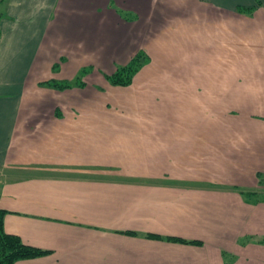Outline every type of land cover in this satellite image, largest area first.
Segmentation results:
<instances>
[{
	"label": "crops",
	"instance_id": "crops-1",
	"mask_svg": "<svg viewBox=\"0 0 264 264\" xmlns=\"http://www.w3.org/2000/svg\"><path fill=\"white\" fill-rule=\"evenodd\" d=\"M5 4L2 225L47 250L14 264H264V200L239 191L264 174V0ZM129 45L147 61L104 89L114 100L127 89L134 111L141 93L145 111L162 112L131 128L110 96L101 102L108 71L96 65L128 62ZM85 64L98 83L86 73L80 85L48 83Z\"/></svg>",
	"mask_w": 264,
	"mask_h": 264
},
{
	"label": "trees",
	"instance_id": "trees-1",
	"mask_svg": "<svg viewBox=\"0 0 264 264\" xmlns=\"http://www.w3.org/2000/svg\"><path fill=\"white\" fill-rule=\"evenodd\" d=\"M143 50H138L128 62L123 65H120L115 69L114 72L108 74L107 77L112 84H129L132 81V77L136 71L147 61L148 56L143 54ZM82 69L80 72L83 73ZM79 76V75H78ZM48 83L56 85L60 88L65 86L73 85V82H59L55 80H50ZM78 85L83 84V82H77ZM258 189L256 190H246L239 189L242 194L246 197L251 198V202H258L264 200V174H258ZM5 213L4 210L0 209V264H14V261L18 258L23 257H33L47 253V250L32 246L25 243L20 236L17 234L6 232L2 225V217ZM151 237H160L156 234H147ZM251 236L242 237V243L248 241ZM167 240L181 241V242H191L201 244V240L197 239H185L178 236H165Z\"/></svg>",
	"mask_w": 264,
	"mask_h": 264
},
{
	"label": "rangeland",
	"instance_id": "rangeland-1",
	"mask_svg": "<svg viewBox=\"0 0 264 264\" xmlns=\"http://www.w3.org/2000/svg\"><path fill=\"white\" fill-rule=\"evenodd\" d=\"M6 3V0H4V2L2 1V0H0V12L1 11H4L5 10V4ZM124 32L122 31V30H120V34H123ZM107 35V34H106ZM121 40H122V38H120V42H121ZM127 51H134L133 53L135 54L138 50H143V49H138V50H135L136 48H133V47H131L130 45L127 47ZM134 49V50H133ZM144 51V50H143ZM133 54V55H134ZM143 54L145 55V56H148L147 55V53L144 51L143 52ZM108 57V58H107ZM117 60L118 62H113L112 60ZM123 64H125L124 62H121L120 61V59L117 57V56H104V59H102V62L101 63H98L97 62V66L98 67H101L102 69H104V70H106V71H108V73H104L103 72V75H104V78L101 80V85H100V93L99 92H97L98 94H103L102 95V101L101 102H106V99L108 98V96H110L111 97V102L112 103H116V104H119L120 105V108L124 111L123 113H122V116H123V120H125V121H127V125H128V127L129 128H131V127H133L134 125H135V121H138V120H143V119H146V118H150V117H156V118H161L162 116H161V111H155L154 109H155V106L156 105H154V104H152V107H151V109H149L148 111H145L144 110V107H143V100H142V96H141V93H139V108H140V111H138V109L136 110V108H135V106H134V108H135V111L133 110V102H132V99H131V95L129 94V92H128V90L126 89H122V90H120V92L122 93V97H121V99H119V100H114L113 98H112V96H111V93H109V91L108 92H106V90L104 89V79L106 80V82L107 83H109V84H112L110 81H109V79H108V77H107V75L108 74H111L112 72H114L115 71V69L117 68V67H119L120 65H123ZM86 66L84 67H82L81 69H80V71L82 70V69H85V70H83V73H86L87 74V77H86V80H87V82L90 84L91 82H96V83H98V81H99V76L95 73L94 74V71H92L91 69H92V65L91 64H85ZM140 69V68H139ZM138 69V70H139ZM137 72V71H136ZM135 72V73H136ZM82 72H78L77 73V75H76V77H73V78H71L70 80H59V82H73L72 84H78L77 82H83V76L82 75H84ZM99 73V72H98ZM134 73V74H135ZM79 75V76H78ZM100 75H102L101 73H100ZM134 76V75H133ZM132 79H133V77H132ZM52 80H55V79H52ZM50 81V80H49ZM55 81H57V80H55ZM138 83H139V79L137 78V80H136V86H138ZM117 85H119V86H126V85H128V84H125V85H121V84H117ZM71 86V85H70ZM58 87V86H57ZM65 87H69V86H65ZM60 88V87H59ZM62 88H64V87H62ZM110 90H111V88H110ZM98 101V100H97ZM168 114L169 113H171V116H176L177 118H179V115L180 114H182V116L184 117L185 116V118H187V117H189V116H187L186 114V111H166ZM238 112H236V111H231V115H232V117L233 116H235V115H238L237 114ZM207 114H208V112L206 111V110H200L199 112H198V117L201 119H205V118H207L206 116H207ZM232 131V135H235V134H237L238 133V131L237 130H231Z\"/></svg>",
	"mask_w": 264,
	"mask_h": 264
}]
</instances>
